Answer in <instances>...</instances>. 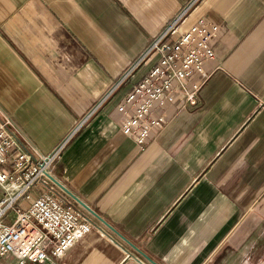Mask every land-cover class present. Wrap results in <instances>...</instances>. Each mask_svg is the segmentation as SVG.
<instances>
[{
    "label": "crops",
    "instance_id": "1",
    "mask_svg": "<svg viewBox=\"0 0 264 264\" xmlns=\"http://www.w3.org/2000/svg\"><path fill=\"white\" fill-rule=\"evenodd\" d=\"M0 0V110L46 153L118 84L164 28L219 26L197 104L181 95L145 147L121 83L70 141L55 191L96 229L59 264H264V0ZM1 264H14L11 257ZM32 264V263H29Z\"/></svg>",
    "mask_w": 264,
    "mask_h": 264
},
{
    "label": "built area",
    "instance_id": "2",
    "mask_svg": "<svg viewBox=\"0 0 264 264\" xmlns=\"http://www.w3.org/2000/svg\"><path fill=\"white\" fill-rule=\"evenodd\" d=\"M186 12L164 28L118 84L49 152H42L0 110V264L7 257L14 264H59L94 233L96 227L77 204L55 191L51 171L82 126L144 60L157 56L155 65L118 106L124 135L143 148L152 132L166 124V115L159 110L178 95L190 105L197 104L198 94L211 77L205 64L215 58L219 26L199 21L175 37Z\"/></svg>",
    "mask_w": 264,
    "mask_h": 264
},
{
    "label": "water",
    "instance_id": "3",
    "mask_svg": "<svg viewBox=\"0 0 264 264\" xmlns=\"http://www.w3.org/2000/svg\"><path fill=\"white\" fill-rule=\"evenodd\" d=\"M52 180L59 186L61 187L64 191H66V193H68L71 197H73L78 204H80L83 208H85L86 210H88L89 212H91L92 214L96 215L100 220L103 221L104 224H106L109 228H111L116 234H118L121 238L125 239L117 230H115L113 227H111L107 222H105L100 216H98L95 212H93L92 210H90L83 202H81L78 198H76L73 194H71L64 186H62L57 180H55L54 178H52ZM126 240V239H125ZM128 244H130L132 247H134L136 250H138L140 252V250L133 245L131 242H129L128 240H126ZM142 255H144L148 260L149 258L143 254L142 252H140Z\"/></svg>",
    "mask_w": 264,
    "mask_h": 264
}]
</instances>
